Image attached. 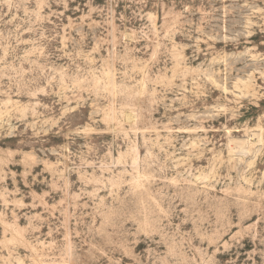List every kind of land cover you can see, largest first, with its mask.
I'll use <instances>...</instances> for the list:
<instances>
[{
	"label": "rangeland",
	"instance_id": "obj_1",
	"mask_svg": "<svg viewBox=\"0 0 264 264\" xmlns=\"http://www.w3.org/2000/svg\"><path fill=\"white\" fill-rule=\"evenodd\" d=\"M0 264H264V0H0Z\"/></svg>",
	"mask_w": 264,
	"mask_h": 264
},
{
	"label": "bare ground",
	"instance_id": "obj_2",
	"mask_svg": "<svg viewBox=\"0 0 264 264\" xmlns=\"http://www.w3.org/2000/svg\"><path fill=\"white\" fill-rule=\"evenodd\" d=\"M128 118H129V119H131V118H132V116H130V115H129V116H128Z\"/></svg>",
	"mask_w": 264,
	"mask_h": 264
}]
</instances>
